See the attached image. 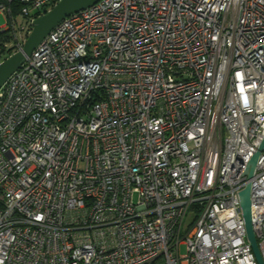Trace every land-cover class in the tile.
Returning a JSON list of instances; mask_svg holds the SVG:
<instances>
[{
	"label": "built area",
	"instance_id": "obj_1",
	"mask_svg": "<svg viewBox=\"0 0 264 264\" xmlns=\"http://www.w3.org/2000/svg\"><path fill=\"white\" fill-rule=\"evenodd\" d=\"M59 1L0 0L3 47ZM263 45L264 0L63 19L0 88V264H258L247 186L264 263Z\"/></svg>",
	"mask_w": 264,
	"mask_h": 264
},
{
	"label": "water",
	"instance_id": "obj_2",
	"mask_svg": "<svg viewBox=\"0 0 264 264\" xmlns=\"http://www.w3.org/2000/svg\"><path fill=\"white\" fill-rule=\"evenodd\" d=\"M99 0H60L49 11L39 16L33 21L32 30L23 43L22 49L15 52L0 63V88L7 81V79L16 72L26 58L30 56L32 51L43 41V39L56 27L63 19L81 11ZM264 48V45L262 46ZM262 145L259 151L262 149ZM259 151L254 155L249 163L250 176L254 168ZM240 206L244 220L247 240L251 246L252 252L258 264H264L260 255L257 242L252 231L251 216H250V201H249V187L247 186L239 194Z\"/></svg>",
	"mask_w": 264,
	"mask_h": 264
},
{
	"label": "rangeland",
	"instance_id": "obj_3",
	"mask_svg": "<svg viewBox=\"0 0 264 264\" xmlns=\"http://www.w3.org/2000/svg\"><path fill=\"white\" fill-rule=\"evenodd\" d=\"M5 23H6L5 17L0 14V26H4ZM23 23H24V20L23 19L17 18V25H23ZM28 35H29V33L27 35L20 34L18 36V43H19V45H21V46L23 45V43L25 42V40H26V38H27ZM11 51H12V54H14L17 51V48H13ZM185 253H186L185 246L184 245H181L180 248H179V254H180V256L181 257L184 256Z\"/></svg>",
	"mask_w": 264,
	"mask_h": 264
},
{
	"label": "trees",
	"instance_id": "obj_4",
	"mask_svg": "<svg viewBox=\"0 0 264 264\" xmlns=\"http://www.w3.org/2000/svg\"><path fill=\"white\" fill-rule=\"evenodd\" d=\"M53 7V5H51L49 8L45 9L43 12L37 14L39 16L43 15L44 13H46L47 11H49L51 8ZM11 38H9L7 35H1L0 36V63L5 60L6 58H8L9 56L12 55V49H6L3 47V43H7L10 42Z\"/></svg>",
	"mask_w": 264,
	"mask_h": 264
}]
</instances>
